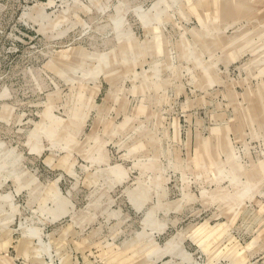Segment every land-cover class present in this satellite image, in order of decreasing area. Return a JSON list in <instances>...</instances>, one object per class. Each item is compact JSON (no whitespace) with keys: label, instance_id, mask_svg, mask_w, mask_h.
<instances>
[{"label":"rangeland","instance_id":"rangeland-1","mask_svg":"<svg viewBox=\"0 0 264 264\" xmlns=\"http://www.w3.org/2000/svg\"><path fill=\"white\" fill-rule=\"evenodd\" d=\"M0 264H264V0H0Z\"/></svg>","mask_w":264,"mask_h":264}]
</instances>
